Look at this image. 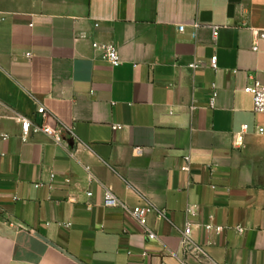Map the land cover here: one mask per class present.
<instances>
[{"label":"crops","instance_id":"obj_1","mask_svg":"<svg viewBox=\"0 0 264 264\" xmlns=\"http://www.w3.org/2000/svg\"><path fill=\"white\" fill-rule=\"evenodd\" d=\"M257 33L264 0H0V264H264ZM41 110L61 143L22 139Z\"/></svg>","mask_w":264,"mask_h":264},{"label":"built area","instance_id":"obj_2","mask_svg":"<svg viewBox=\"0 0 264 264\" xmlns=\"http://www.w3.org/2000/svg\"><path fill=\"white\" fill-rule=\"evenodd\" d=\"M97 27V25H95ZM179 32H183V27H178ZM218 35V30L213 29V38L215 39ZM257 36L261 39L264 38V33H257ZM92 48L96 51H99L102 53V58L113 68H116L121 65L122 60L120 58L119 52L116 47L108 44H101L98 42H94L92 44ZM254 50H257V46H254ZM216 56H213L210 60V67L212 69H216ZM198 65V62H194L190 67L196 68ZM244 93L248 94L252 98L253 102V110L256 115L264 116V85L260 84L259 82H254L252 85L247 86L244 88ZM217 93L216 91H213L212 98L210 100V105L213 106L215 99H216ZM20 123V129H21V137L22 139H26L30 133H42L51 140H53L55 143L59 144L61 143V137L57 129L50 126L46 119L47 114L45 110H41L38 112L34 119H29L27 117L18 115L16 116ZM118 129H121V127H118ZM247 131V126L244 125L241 127L240 133L237 136H241L243 133ZM258 133L263 135L264 134V128L260 127L258 128ZM9 135L5 133L2 130L1 122H0V140L6 141L8 140ZM238 138V137H237ZM241 140V138H238L237 141ZM186 161H189V158H186ZM53 177V176H52ZM104 189V205L105 206H120L122 210L127 213L142 229L143 233L147 236L149 240H158L157 235L148 229L147 227V216L150 212L156 211L151 206L147 207H128L125 204H121L118 202V200L115 198L112 191L107 188L103 187ZM88 196H91V193H88ZM241 229H238V232H241ZM191 234V228L188 226L184 229L182 233V239L181 244L185 245L188 243L189 237ZM183 264H187L184 262ZM195 264H213L211 262H202L199 261Z\"/></svg>","mask_w":264,"mask_h":264}]
</instances>
